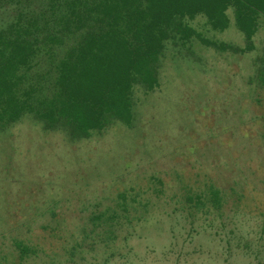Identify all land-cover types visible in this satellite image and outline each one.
<instances>
[{
    "label": "rangeland",
    "instance_id": "rangeland-1",
    "mask_svg": "<svg viewBox=\"0 0 264 264\" xmlns=\"http://www.w3.org/2000/svg\"><path fill=\"white\" fill-rule=\"evenodd\" d=\"M228 14L224 31L189 24L244 47ZM254 43L169 44L133 129L70 143L26 117L0 132V264H264V19Z\"/></svg>",
    "mask_w": 264,
    "mask_h": 264
},
{
    "label": "trees",
    "instance_id": "trees-1",
    "mask_svg": "<svg viewBox=\"0 0 264 264\" xmlns=\"http://www.w3.org/2000/svg\"><path fill=\"white\" fill-rule=\"evenodd\" d=\"M230 9L244 47L208 39L189 24L204 15L224 31ZM261 19L264 0H0V132L26 117L70 143L116 123L133 129L135 90L160 87L169 44L197 40L244 55L256 48ZM253 81L264 91V66ZM211 192L219 203L218 190ZM15 246L21 259L31 253L22 242Z\"/></svg>",
    "mask_w": 264,
    "mask_h": 264
}]
</instances>
